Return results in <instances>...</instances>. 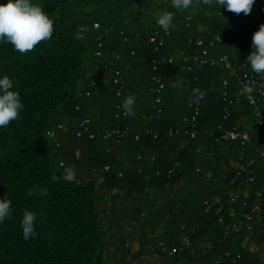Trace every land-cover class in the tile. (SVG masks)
Masks as SVG:
<instances>
[{
  "label": "trees",
  "instance_id": "16d2710c",
  "mask_svg": "<svg viewBox=\"0 0 264 264\" xmlns=\"http://www.w3.org/2000/svg\"><path fill=\"white\" fill-rule=\"evenodd\" d=\"M36 2L53 19L52 37L25 54L0 42V74L24 104L0 128V199L12 202L0 224V264H133L148 256L158 264H264V223L251 233L243 217L264 209V110L257 119L234 77L225 100L221 67L189 73L180 62L162 63L194 53L199 38L221 39L213 56H248L264 0L249 15L203 0L184 11L170 0ZM165 11L175 13L168 34L154 18ZM157 31L161 47L151 42ZM156 73L166 84L159 105L151 92ZM193 89L204 92L199 102H190ZM127 95L136 97L132 117L120 107ZM233 129L250 140H223ZM251 160L255 183L234 181L236 165ZM65 166L78 183L63 180ZM230 191H240L239 203L229 205ZM215 198L223 200L206 212L205 201ZM25 210L37 214L29 240L20 227Z\"/></svg>",
  "mask_w": 264,
  "mask_h": 264
},
{
  "label": "clouds",
  "instance_id": "9594fccd",
  "mask_svg": "<svg viewBox=\"0 0 264 264\" xmlns=\"http://www.w3.org/2000/svg\"><path fill=\"white\" fill-rule=\"evenodd\" d=\"M171 7L176 11L190 10L197 7V0H170ZM204 4H215L219 10L225 8L236 14L249 15L252 12L255 0H203ZM221 14V11H220ZM222 15V14H221ZM174 12L165 11L155 14V23L165 32L173 25ZM53 19L43 10L36 0H7L0 4V42L10 43L14 50L25 54L34 50V47L42 41L49 40L54 32ZM77 39L81 33L75 34ZM252 51L247 56L245 63L250 66L253 73L264 77V23L259 25L252 35ZM198 93V95H197ZM204 92L193 89V97L190 102H199ZM136 97L127 95L120 104L123 114L128 117L135 115ZM24 108L19 91L14 88V82L8 74H0V128L7 127L11 121L17 120ZM61 176L66 182L78 180L76 171L72 166H65ZM53 179L58 177L53 176ZM41 195L47 194V188L38 189ZM33 189L29 188L26 195L31 196ZM11 200L0 199V224L12 215ZM36 213L25 210L20 220L22 236L25 240L34 238L36 232Z\"/></svg>",
  "mask_w": 264,
  "mask_h": 264
},
{
  "label": "built area",
  "instance_id": "2783aa9c",
  "mask_svg": "<svg viewBox=\"0 0 264 264\" xmlns=\"http://www.w3.org/2000/svg\"><path fill=\"white\" fill-rule=\"evenodd\" d=\"M228 17V16H227ZM95 29L100 28L99 24H94ZM168 34V32H166ZM164 36L160 32H156L155 36L151 38V42H157L158 47L163 46L164 44ZM221 39L219 37L215 38L210 42L208 45L206 40L199 38L197 40V49L194 53L186 54L182 52L179 57L174 56H167L162 63H167L170 66H175L177 62L183 64V69L189 73L194 72L196 68L204 67V66H211V67H221L224 71H226L225 77H223V85H224V93L225 100L227 98V90L229 87L228 79L230 77H234L239 82V94L241 96H245L251 105L254 106L255 116L257 119L261 117V111L264 110V107L258 104L259 98H264V77H261L252 72L250 66H248L245 61L247 56H234L231 54L223 53L213 56L210 54V48L212 46H216ZM207 44V45H206ZM100 55V53H98ZM156 69V68H155ZM154 86L151 88V92L156 94V103L159 105L161 103L160 94L165 91V78L160 73H156L153 77ZM259 96V97H257ZM200 99H203L200 98ZM199 104V103H198ZM196 114L199 112V108L195 107ZM161 108L157 109V113H161ZM228 114L225 115V119H227ZM83 125H89V121H86ZM85 131L89 130L88 126H85ZM175 132L170 131V135L172 136ZM107 137H111L112 133L108 132ZM119 135V134H118ZM121 136V135H120ZM123 136V135H122ZM191 138L196 137V133L192 132L190 134ZM264 137V136H263ZM156 138V136H155ZM251 138L250 134L247 132H241L237 129H233L231 131H227L222 135V139L225 141H241L242 144H245ZM254 164V160L247 162L246 165H236L234 168L235 179L237 180H244L246 183L254 184L256 181L255 176L252 175V166ZM250 191L242 192L243 199H247L249 197ZM255 195L261 196L260 191L253 190L252 192ZM240 191L234 192L230 191L229 193V205H233L240 202ZM223 198H215L213 200L205 201V211L210 212L216 206L222 202ZM244 206L247 205L245 201L243 203ZM219 210V209H217ZM233 211H235L232 208ZM216 211V210H215ZM217 212V211H216ZM236 212V211H235ZM234 212V213H235ZM246 220H248V230L252 233L254 225L256 223H264V209L260 206H256L250 209V213H246L243 215Z\"/></svg>",
  "mask_w": 264,
  "mask_h": 264
},
{
  "label": "rangeland",
  "instance_id": "374dc122",
  "mask_svg": "<svg viewBox=\"0 0 264 264\" xmlns=\"http://www.w3.org/2000/svg\"><path fill=\"white\" fill-rule=\"evenodd\" d=\"M256 30H258V28H256L255 30H253V31L250 33V35H249V39L252 38V35H253V33H254ZM245 45H246L245 48H251V44L246 43ZM135 249H137V247H135ZM157 261L159 262V260H157L156 257L152 258V257H149V256H148V257H144V258L141 259L140 261L137 260V261L134 262L133 264H158ZM128 263H129V262L126 261L124 264H128Z\"/></svg>",
  "mask_w": 264,
  "mask_h": 264
},
{
  "label": "crops",
  "instance_id": "0c3cea01",
  "mask_svg": "<svg viewBox=\"0 0 264 264\" xmlns=\"http://www.w3.org/2000/svg\"><path fill=\"white\" fill-rule=\"evenodd\" d=\"M180 189H181V188L179 187V188H178V192H180Z\"/></svg>",
  "mask_w": 264,
  "mask_h": 264
}]
</instances>
